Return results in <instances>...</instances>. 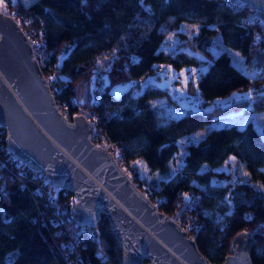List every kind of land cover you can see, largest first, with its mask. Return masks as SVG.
<instances>
[{"label":"trees","instance_id":"obj_1","mask_svg":"<svg viewBox=\"0 0 264 264\" xmlns=\"http://www.w3.org/2000/svg\"><path fill=\"white\" fill-rule=\"evenodd\" d=\"M6 7L10 13L31 11L32 24L43 27L48 50L44 68L55 71L63 82L62 98L77 99L76 84L86 80L88 90L81 104L93 107L100 128L120 146L126 161L145 162L150 175H140L141 180L151 185L153 193L167 197L161 203L167 214L181 210L180 192L200 193L193 209L198 221L192 234L205 256L222 261L233 234L246 229L254 235L253 264H264V171L260 169L264 168V130H257L251 120L242 126L235 122L213 126L199 139L187 141L178 169L172 166L180 136L218 120L236 106L264 107V21L251 20L254 8L243 0H9ZM182 22L197 25L190 37L180 29ZM169 31L184 41L174 51L161 46ZM216 33L241 53L247 67L256 70L253 78L226 50L212 54L209 45ZM186 48L207 58L195 80L187 81L190 89H197L201 102L198 108L188 105V112L163 119L150 98L170 94L175 98L168 85L148 81L147 75L161 62L176 68L198 65L200 58ZM143 74L145 83L131 95L134 80ZM117 84L123 88L115 93L112 88ZM250 87L254 93L238 103L202 107L215 97ZM4 137L0 127V160L5 159L0 163V264H65L69 238L89 260L87 264L104 260L122 264V250L106 216L101 214L89 231L71 218L58 223L54 208L38 191L37 171L3 152ZM231 155L248 173L233 184L225 182L227 174L217 169ZM54 194L59 207L73 196L66 188ZM246 210H251L250 217L245 216Z\"/></svg>","mask_w":264,"mask_h":264},{"label":"water","instance_id":"obj_2","mask_svg":"<svg viewBox=\"0 0 264 264\" xmlns=\"http://www.w3.org/2000/svg\"><path fill=\"white\" fill-rule=\"evenodd\" d=\"M243 1L264 21V0ZM0 127L15 157L75 195L77 224L89 231L101 214L106 216L121 247L122 264H253L250 230L235 232L223 260L211 261L193 234L157 209L111 153L91 141L92 125L81 112L69 119L58 111L26 34L1 9Z\"/></svg>","mask_w":264,"mask_h":264},{"label":"rangeland","instance_id":"obj_3","mask_svg":"<svg viewBox=\"0 0 264 264\" xmlns=\"http://www.w3.org/2000/svg\"><path fill=\"white\" fill-rule=\"evenodd\" d=\"M0 9L7 11L5 0H0ZM259 13L260 12L257 10L251 11L250 12L251 20L252 19L259 20L260 18H262L261 14ZM196 27L197 25L192 22H182V24L180 25V29L183 32H185V34L188 35V37H190L193 34V32L196 30ZM180 42H184V41L180 40L177 37V35L174 34L172 31H169L166 34L164 41L161 43V46L166 51H174L177 48V46L180 44ZM186 49L193 52L198 58H200V62L198 65L196 66L184 65L182 67L176 68L170 64H165L161 62L156 68L155 72L147 75V80L151 82H155L159 85H168L170 93H172L175 100H178L181 105L184 104V106L186 107L190 105L193 108H198L199 102H201L199 93L196 88L193 90L190 89L187 85V81L189 79L193 81L195 80L199 71L204 69L207 62V58L199 51H193L189 48ZM209 49L212 52V54H215L221 50H226L231 56L232 61L236 65H238L241 69L246 71L250 77L253 78L256 75V70L252 67H247V65L244 63L243 56L237 49L230 47L222 42L219 33H216L212 38L211 43L209 45ZM96 78L98 79L99 77ZM260 83L261 82H259L256 86H259ZM93 85L94 83L91 82L90 89H93ZM97 88L98 85H96V90H98ZM122 88H123V84H117L114 85L112 89L115 93H117ZM76 89H77L76 100L79 104H81V102L85 99L87 94V91L85 94L86 80L79 81L76 84ZM254 91L255 90L252 87L242 91H233L225 97L222 96L215 97L210 101L203 103L202 107H204L205 109H213L219 103L223 106L232 103L235 104L236 102L238 103V101L244 98L245 96H250L252 93H254ZM262 91H264V87H262ZM175 100L171 99V94L159 95V96L151 97L150 103L157 105L160 108V112L164 119L169 116H173L174 114H177V112H179L176 107L178 101ZM247 120H251V122L254 124L256 129L259 130L260 132H263L264 107L254 109L251 104H246L240 107L236 106L235 108L226 112V114L223 115L218 120L209 122L202 127H198L187 135L180 136L178 139L179 142L178 152L173 158L172 166L174 170L178 169L179 164L182 161V155L184 154L185 144L187 141L199 139L200 137H202L205 131H207L209 128L213 126L222 125L229 122H235L237 125L242 126ZM134 161L139 168L140 175H147V176L150 175L148 167L144 161L140 159ZM217 169H222L227 174V177L226 179H224V181L225 182L227 181L229 184H233L235 179L236 180L246 179V177L248 176L246 168L242 166V164L232 155L228 156V158L221 165H219ZM260 169L264 171L263 167H260ZM212 180L214 182H220V179L216 177H213ZM172 215L175 216L176 214L173 213Z\"/></svg>","mask_w":264,"mask_h":264},{"label":"built area","instance_id":"obj_4","mask_svg":"<svg viewBox=\"0 0 264 264\" xmlns=\"http://www.w3.org/2000/svg\"><path fill=\"white\" fill-rule=\"evenodd\" d=\"M5 1L8 2L9 0H5ZM11 14L15 17L17 23L20 25V27L26 34L29 43L32 46V50L39 62V65L48 80L49 88L53 95L55 105L58 111L69 119H71L75 113L81 112L92 125V134L90 136L91 141L95 144H100L104 146L114 157L117 164L119 165L121 170L125 173V175L128 178H130L146 196H148V198L152 201V203L156 206L157 209L164 211L163 207L161 206V203L166 202L167 197L162 193H153L151 185L148 182L141 180L140 174L137 173V168L135 163L131 161H126L123 157L120 146L112 142L108 137V135L100 128L98 124V116L94 111L93 107L90 104L87 105L79 104L75 97L74 98L70 97L68 99L67 98L64 99L61 97L60 93L62 90L61 88L63 82L58 79V76L55 71L53 70L49 71L44 68V63L48 59V50L45 48L43 43L44 29L42 26L32 24L33 17L31 11L28 10L19 14L18 13H11ZM95 76L100 77V72L97 71ZM145 81H146L145 74L137 77L134 80V84L131 90V95L135 96L138 92V89L140 88V86H142L145 83ZM98 90H100L99 84H98ZM72 105H76L77 106L76 109H72L71 107ZM176 107L178 111H185V112L189 111V108L181 104H177ZM4 146L5 147L3 149V152L4 153L10 152V154H12L10 149L6 146V140ZM12 156L14 159H16L15 162L17 164L20 163L27 164L22 159L15 157L13 154ZM3 162H5V159L0 160V163ZM36 171H37V176L39 177V181L37 185L38 191L39 193L44 194L47 200V204L54 208L55 212L57 213V222L62 223L63 220L66 218H71L75 221L74 214L72 212V204L76 200L75 195L73 194V196L70 197L67 202H65L61 207H59L57 203H55L54 193L56 189L60 187L50 182V179L43 172H39L38 170ZM179 196H181V201L183 203L181 210L175 216L173 215L170 216H172L183 229L187 230L188 233L192 234L193 228L196 226L198 221V216L196 214V211L194 212L193 209L198 204L200 193L194 190L187 189L183 192H180ZM251 213H252L251 210H246L244 212L246 217H250ZM75 223L77 222L75 221ZM66 245L68 248V253L65 264L89 263V260L87 258H83L82 254L77 250L75 240L69 238L68 240H66ZM99 264H110V262L108 260H104Z\"/></svg>","mask_w":264,"mask_h":264},{"label":"crops","instance_id":"obj_5","mask_svg":"<svg viewBox=\"0 0 264 264\" xmlns=\"http://www.w3.org/2000/svg\"><path fill=\"white\" fill-rule=\"evenodd\" d=\"M87 90H88V89L86 88V89H85V94H86V91H87Z\"/></svg>","mask_w":264,"mask_h":264}]
</instances>
